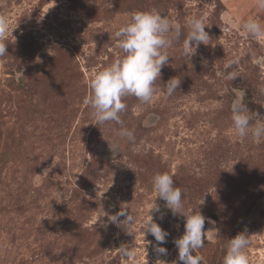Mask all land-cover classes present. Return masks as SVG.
Returning a JSON list of instances; mask_svg holds the SVG:
<instances>
[{
    "label": "rangeland",
    "instance_id": "obj_1",
    "mask_svg": "<svg viewBox=\"0 0 264 264\" xmlns=\"http://www.w3.org/2000/svg\"><path fill=\"white\" fill-rule=\"evenodd\" d=\"M151 10L179 23L181 35L152 102L123 98L130 142L83 101L89 80L123 55L115 31L130 13ZM0 15L9 23L0 57V264H132L118 254L122 245L133 246L135 264H182L175 241L186 217L157 197V173L182 190V214L199 212L205 230L217 231L194 253L202 264H222L240 233L250 264H264V138L239 137L231 119L244 92L251 124L264 122V39L242 29L249 18L264 25L257 0H0ZM192 16L203 18L210 43L189 59L182 45ZM232 60L237 78L219 77ZM173 77L181 83L167 95ZM121 209L134 217L126 227L118 226L126 215L108 219ZM149 213L165 242L144 235Z\"/></svg>",
    "mask_w": 264,
    "mask_h": 264
},
{
    "label": "clouds",
    "instance_id": "obj_2",
    "mask_svg": "<svg viewBox=\"0 0 264 264\" xmlns=\"http://www.w3.org/2000/svg\"><path fill=\"white\" fill-rule=\"evenodd\" d=\"M257 7L264 10V0H257ZM130 20L115 31L118 38V48L122 51L121 58L97 72L88 83L91 90L90 96L86 97L83 103L92 110L93 117L98 124L115 122L121 125L117 135L134 141L132 130L123 126L121 113L127 108L123 98L127 96L136 97L142 104L151 103L155 94V82L161 76L162 68L168 62L170 55L168 49L181 35V25L173 23L167 16H162L156 10L137 11L130 13ZM190 29L183 41L182 51L185 56L195 54L200 44L210 43L209 34L205 31L203 18L192 16L188 20ZM242 29L251 38L256 40L264 39V25L256 19L249 18L242 24ZM228 31V29H225ZM9 32V23L5 16L0 15V57L7 55V43H5ZM259 63V61H257ZM235 60L226 64L225 70L217 73L219 77L226 80L237 78V72L232 69ZM181 81L176 77L167 81L165 89L167 95H172L179 88ZM245 93L241 92L240 97L232 103V122L236 134L241 138L251 136L255 141L264 138V122L256 125L251 124L249 112L243 103ZM114 152H119V146L113 145ZM152 186L157 197L166 202V207L173 214H181L186 217L185 231L181 238L175 241L178 249V260L182 264H202L203 257L194 253L204 246L207 236L210 240L216 239V230H205V217L199 212L190 215L182 214L183 193L179 187L174 185V180L168 173H157L152 177ZM153 209L159 210L157 206ZM152 209V210H153ZM127 209H121L117 215L108 219L115 223L118 216H125L126 219L118 226L130 225L134 217L126 213ZM143 233H150L158 242H165L167 232L153 221L150 215L143 224ZM250 244L248 235L237 234L230 239L227 245L226 254L222 264H250L246 249ZM160 253H166L163 247L157 248ZM118 254L125 261H132L135 264V251L131 245H122L117 249ZM157 264H165V261H157Z\"/></svg>",
    "mask_w": 264,
    "mask_h": 264
}]
</instances>
